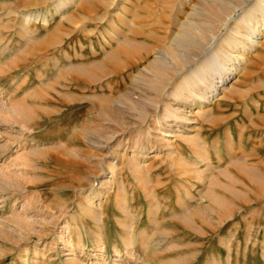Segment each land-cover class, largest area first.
Returning <instances> with one entry per match:
<instances>
[{"label": "rangeland", "instance_id": "374dc122", "mask_svg": "<svg viewBox=\"0 0 264 264\" xmlns=\"http://www.w3.org/2000/svg\"><path fill=\"white\" fill-rule=\"evenodd\" d=\"M78 1L63 18L50 12L66 1L60 8L58 0H0V264H264V25L255 27L254 43L235 37V44L219 39L225 34L215 25L237 9L248 21L244 10L256 0H205L203 8L190 0L180 5L183 13L169 9L173 1L128 0L129 11L111 6L109 12L104 4L118 0ZM113 11L133 27L115 21L125 38L107 25ZM39 12L41 19L25 27L36 33L38 47L29 48L31 36L19 23ZM104 13L103 22L93 21ZM237 20L230 29L244 31ZM182 22L191 24V30L184 26L188 37ZM57 28L50 46L45 41ZM177 35L185 45L179 50ZM168 47L189 57L179 63L181 72L158 61ZM219 48L239 61L206 102L188 105L166 96L157 98L156 111L149 107L158 76L171 92L199 63L213 62ZM82 65L97 79L120 72L110 86L74 82L66 68ZM170 102L187 116L160 133L156 120ZM140 109L149 110L145 122L136 115ZM148 127L153 136L146 139ZM135 161L137 178L130 167ZM108 179V196L92 202L102 214L93 221L81 212L90 206L81 197ZM208 193L222 197L226 211L215 209ZM186 208L202 218L184 223ZM125 224L135 237L131 249L122 242ZM102 243L104 249H94ZM116 251L121 256L114 258Z\"/></svg>", "mask_w": 264, "mask_h": 264}, {"label": "bare ground", "instance_id": "6f19581e", "mask_svg": "<svg viewBox=\"0 0 264 264\" xmlns=\"http://www.w3.org/2000/svg\"><path fill=\"white\" fill-rule=\"evenodd\" d=\"M59 1V7L61 8V5H63V3L66 1V4L68 6H66L65 8L63 9H54L52 12H50V16H53V14H58V15H62L63 18H65L70 10L68 9L70 7V5L72 3H79L78 0H58ZM164 2L167 1L168 3L172 2L171 4L168 5L169 9H171V11H174L177 12V13H183V8L182 6H180L182 3H188L190 2V0H163ZM205 0H198L197 2H199V5H202L201 3H203ZM125 3H129L128 0H118L117 3H114V1L112 2H107L104 4V6H106V11H108V9L111 8V6H113L114 8L117 7L119 8L120 10H126V11H129L126 9L125 7ZM81 4V3H80ZM185 4V5H186ZM197 5V4H196ZM198 5V6H199ZM195 6V5H194ZM184 7V6H183ZM198 8V7H197ZM202 8H203V5H202ZM199 9V8H198ZM198 9L196 10L194 7H193V10L192 12H197L198 13ZM125 11V12H126ZM245 15H247L246 17H248V21L244 20L243 17L241 15L238 14L239 10H233L231 12V14H225L223 13L222 16H220V18L217 20L215 19L216 23L215 25H219L222 30L224 31V36L223 34L221 35L220 34V38L219 39H222L225 40L226 38L228 39V42L227 44H235L236 42V39L235 37H240V40L242 41H249L250 43H254L252 41V37L256 35V28L255 27H262L264 25V0H256V2L252 5H250L249 7H247L245 10ZM109 12V11H108ZM107 12V13H108ZM106 13V12H105ZM105 13L104 15H102L101 17L99 18H93V21H102L104 18H105ZM127 13V12H126ZM172 13V12H171ZM163 14V13H162ZM178 15V14H177ZM42 14L39 12L38 14L35 13V15H23L21 17V20H20V25L19 27L21 26L23 28V30H25V35H28L31 36L28 40V45L29 48L30 47H38V44L35 40V38L33 36L36 35L35 31H30L29 28L27 30V28H25L27 26L28 23H30L31 21L32 22H38L41 18ZM110 16H113L111 20H107V25L109 26V28L113 31L115 30L113 36H123L124 38L127 37L125 36L124 33H122V31H120L117 27H116V24H115V21L118 19L121 24L124 26H129V30L132 27L131 23L130 24H127L125 23V20H123V17L121 14L118 13V11H113L110 13ZM165 16V14H164ZM235 16H241V17H238V20H237V17ZM190 17L189 15H185V18H188ZM72 18V17H71ZM245 18V17H244ZM256 18L259 19V21H262L260 25H258V22L256 21ZM68 19V18H67ZM180 19V18H179ZM46 20V18H45ZM45 20H42L45 22V24L48 23V19L47 21ZM239 21L243 27H244V31H232L230 29L231 27V23L232 22H236ZM127 21V20H126ZM169 21V20H168ZM103 22V21H102ZM106 22V21H105ZM159 22V21H158ZM172 22V21H171ZM214 23V22H213ZM180 24V23H179ZM182 25L179 26L182 27L183 29L181 31L184 30V26H186V28H190L191 27V24L187 25L185 22H182L181 23ZM214 25V26H215ZM36 25H34L33 27H35ZM60 26V25H59ZM168 26V25H167ZM18 27V26H17ZM29 27V26H28ZM32 27V28H33ZM36 28V27H35ZM59 28V27H58ZM57 28V30L54 31V33L52 34V36H48V39L45 41L46 43H50L49 45H53L52 41L57 33H61L60 30ZM196 28V27H194ZM214 28V27H213ZM216 28V27H215ZM127 29V28H126ZM191 30V28H190ZM212 30L214 29H211V33H210V37L213 39V42H211L210 44V48L213 46L214 44V40H215V36L212 35ZM240 30V29H239ZM131 31V30H130ZM259 32V31H258ZM64 33V32H63ZM209 34V32H207ZM22 34V33H21ZM110 34V33H109ZM20 35V34H19ZM24 35V36H25ZM183 36L185 37H188V33L186 30L183 31L182 33ZM23 36V37H24ZM54 36V37H53ZM182 36V37H183ZM232 36V37H231ZM22 37V35H21ZM28 37L26 39H28ZM47 37V36H46ZM112 37V36H111ZM180 37V35H177V37H174L173 38V46L177 47V50H179L180 48H183L185 47L184 43H183V38ZM223 37V38H222ZM256 37V36H255ZM37 38V37H36ZM118 38H116L117 40ZM128 39V38H127ZM61 40V39H60ZM115 40V41H116ZM125 40V39H124ZM208 40V39H207ZM211 40V39H210ZM121 40L119 39L117 42H119V44L121 43L120 42ZM44 42V41H42ZM41 42V43H42ZM185 42V41H184ZM39 44V46H43V44ZM123 43H128V42H123ZM249 43V44H250ZM122 44V43H121ZM27 45V44H26ZM196 45V43H195ZM197 46V45H196ZM231 46V45H229ZM236 46V45H235ZM194 47V46H193ZM192 47V48H193ZM234 47V46H233ZM31 48V49H32ZM191 48V47H189ZM173 48L171 47H168L166 50H162L158 53V61L162 64H164L166 66V64L168 65H171V68L174 69V70H177V71H182V68H180V62H182V64L184 65L186 61H189V57H180V55H178L176 53V51L172 50ZM195 49V48H194ZM215 52L213 53V62H201L199 63V65L195 68H193V70H191L182 80L183 84H176L175 85V88L171 91V92H164L165 90V87L167 85L166 83V80L164 78V75L162 76H158L160 79H161V84L159 87H157V92H156V96L155 98H151L150 99V106L152 110H157L158 109V104H160V101L157 100L158 99H163L164 97L168 98V97H171V98H175V99H178V100H181V101H177V100H172L174 102H182V103H185V104H188V105H192V104H195V103H198V104H201V103H204L207 101V98L205 96L207 95H210L214 92H217L221 87H222V84L224 83V81L227 79V74L233 69L234 65L236 64L235 62L236 61H239L238 59V56L236 55L235 52H224V50L222 48H219L217 50H214ZM179 52V51H178ZM185 53H188L186 51H183V55H186ZM181 55V56H183ZM116 56L115 55H111V59L115 58ZM110 58V57H109ZM186 59V60H185ZM194 60V59H193ZM109 64V63H108ZM98 65V64H97ZM96 67H100V66H97ZM92 66V65H91ZM94 67V65H93ZM106 67V66H105ZM66 73H69L70 76L73 78V76H77V78H79L78 80L79 81H76L77 78H73L72 80L74 82H80V81H83L84 84H86L87 82H89L90 80H95L97 78L96 74L93 72V69L92 68H89V67H86L84 65L82 66H77V67H68L66 68ZM102 72V71H101ZM120 70L119 69H111V71L104 75L102 77L101 75V78H98L96 82H107V84L110 86L112 81H113V78L114 76L119 73ZM65 75V74H64ZM73 75V76H72ZM98 75V74H97ZM123 97V96H122ZM121 97V98H122ZM123 99V98H122ZM125 99H127L125 97ZM130 99V98H129ZM165 99V98H164ZM127 101L130 103L131 105V108L132 109H136V105L134 104L133 101L131 100H128ZM163 106V105H162ZM139 109V108H138ZM18 110V109H17ZM149 110L147 109H140V112L137 111L138 114L136 115H139L140 116V119H142L143 122H145V120L148 118V112ZM169 114V115H168ZM187 115H185V111L184 109L182 108H177L175 109L174 108V105L170 103L166 104L164 106V113L162 114V117L158 120H156V128L154 129H157L160 133H163L162 132V129H164L166 126H171L169 123L170 122H181L183 121L185 118H186ZM150 117V116H149ZM25 125V124H24ZM158 133V134H160ZM151 136H153L152 134V129L150 127L147 128V131L146 133L144 134V137L146 139H149ZM144 138V139H145ZM187 143H190L193 145V152L200 155V153L197 152V150L199 149V145H197L194 140H192L191 138H189L188 140H186ZM196 165V164H195ZM139 163L137 161H135L134 163H130V167L132 168V173L135 174L136 178L139 177V175L137 173H141L140 169H139ZM190 166V165H189ZM112 164L111 163H106L105 165V170H110L112 172ZM191 168V166H190ZM196 169V167H195ZM194 170V169H193ZM199 172V171H198ZM197 173V171H196ZM102 177V176H101ZM110 179H108L107 181H105L104 183H102V188L100 191L98 192H94V193H87V194H84L81 198L83 200H86V202H88V205L90 206H85V205H82L80 207L81 209V212L85 213V215H87L88 217H91L93 221H97V219L101 218L99 217L100 215L102 214H98V212H95L93 208H95V206H99L98 205H93V200L94 201H99L101 200L102 201V198L106 197V195L108 196L107 194V188H109V181ZM122 190L124 191V189L122 188ZM119 191V190H118ZM122 191V192H123ZM84 192V191H83ZM90 192V191H89ZM121 193V192H120ZM209 194V193H208ZM122 195V194H120ZM210 195V194H209ZM118 196V195H117ZM207 196V195H206ZM119 197V196H118ZM209 198V202L213 205V207L215 209H218L220 211H222L223 209L225 210V208H227V202L222 199V197H219L217 196V194L214 195V193L212 195H210ZM118 199V198H117ZM91 201V202H90ZM119 202V201H118ZM208 202V203H209ZM122 203V202H121ZM183 205L185 204V201H182ZM210 204V205H211ZM119 205V204H118ZM211 205V206H212ZM151 208V207H150ZM154 209V208H153ZM202 209V208H200ZM205 209V208H204ZM209 208H206L205 210H207ZM95 210L98 211V209L96 208ZM210 210V209H209ZM151 211V210H150ZM226 211V210H225ZM233 211V210H232ZM100 212V211H99ZM193 215H196L197 218H202L201 217V213L199 210H194V211H190L189 208H186V212H185V216L182 217V220L184 221V223H188L190 224L191 223V220L193 219L192 216ZM183 216V215H182ZM195 216V217H196ZM203 216V215H202ZM85 217V216H84ZM198 218V219H199ZM100 220V219H99ZM201 221V220H200ZM100 222V221H99ZM120 225V224H119ZM124 226V236H123V245H125V247L127 249H131L132 247H134L135 245V237L133 235V232H132V226L131 225H128V224H125L123 225ZM97 228V232H99L98 230L100 229L98 226H96ZM138 239V238H137ZM136 239V240H137ZM143 240V239H142ZM139 241V240H138ZM140 242V241H139ZM141 243V247L142 249L143 248H146V244H145V241H142L140 242ZM140 245V244H139ZM138 245V246H139ZM104 244L102 243L100 246H94V249L97 250V248H101V249H104ZM140 247V246H139ZM144 250V249H143ZM147 248L144 250L146 251ZM68 255V254H67ZM128 258H132L133 257V253L131 252H127L125 254ZM90 256V255H89ZM121 254L116 251L115 252V257H120ZM144 256V255H143ZM147 256V255H145ZM126 257V258H127ZM112 261H115V260H112ZM71 262V261H70ZM69 262V263H70ZM74 262V264H80L79 262L75 263V261H72ZM73 264V263H72Z\"/></svg>", "mask_w": 264, "mask_h": 264}]
</instances>
